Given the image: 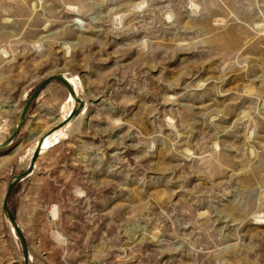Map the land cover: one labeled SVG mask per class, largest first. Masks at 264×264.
Returning a JSON list of instances; mask_svg holds the SVG:
<instances>
[{"label": "rangeland", "instance_id": "rangeland-1", "mask_svg": "<svg viewBox=\"0 0 264 264\" xmlns=\"http://www.w3.org/2000/svg\"><path fill=\"white\" fill-rule=\"evenodd\" d=\"M57 73L83 107L8 200L30 264H264V0H0V143ZM68 95L0 150V264L7 185Z\"/></svg>", "mask_w": 264, "mask_h": 264}, {"label": "water", "instance_id": "water-1", "mask_svg": "<svg viewBox=\"0 0 264 264\" xmlns=\"http://www.w3.org/2000/svg\"><path fill=\"white\" fill-rule=\"evenodd\" d=\"M59 81L60 83H62L65 88L67 89L68 93L71 95V97L74 99L75 101V107L72 109V111L69 113V115L63 119L60 123H58L57 125H55L54 127H52L49 131H47L42 137L39 138L36 147L30 157L28 166L26 167L25 170H23L21 173H19L18 175H15L8 183L4 197H3V201H2V209L5 212L8 221L19 241L20 247H21V254H22V258H23V264H30L29 263V253H28V249H27V243H26V239L25 236L23 235V232L21 231L19 225L17 224L14 214L12 213V211L9 209L8 206V200L9 197L12 193V190L14 188V186L21 181L23 178H25L26 176H28L34 169L35 166V162L37 160V157L39 155V153L41 152L42 148H43V143L44 140L50 135L52 134L54 131L60 129V128H64L65 126H67L72 119L77 115V113L80 111V109L83 107V102L81 101V99L75 94V91L73 89V87L71 86V84L69 83V81L67 80V78L60 74H53L48 76L47 78L43 79L36 87L35 89L28 95L25 103L23 104L19 115H18V121L16 123V125L13 127L10 135L0 143V150L5 149L11 142L12 140L15 138V136L17 135V133L19 132V129L21 128V126L24 124L25 120H26V114L31 106V104L33 103V101L37 98V96L39 95V93L51 82V81Z\"/></svg>", "mask_w": 264, "mask_h": 264}, {"label": "bare ground", "instance_id": "bare-ground-1", "mask_svg": "<svg viewBox=\"0 0 264 264\" xmlns=\"http://www.w3.org/2000/svg\"><path fill=\"white\" fill-rule=\"evenodd\" d=\"M47 78V77H46ZM67 80L69 81V83L71 84V86L73 87V89L75 88V85H74V83H73V81L71 80V78H67ZM75 91V90H74ZM69 94V93H68ZM76 94V93H75ZM68 99L71 101V103L72 102H74V104H75V101H74V99L71 97V95L69 94L68 95ZM74 108V107H73ZM73 108H71V110L69 109L68 111H67V113H65V115L62 117V120L63 119H65L68 115H69V113L72 111V109ZM82 113V112H81ZM61 120V121H62ZM60 121V122H61ZM60 122H58V123H60ZM58 123H55V125H57ZM55 125H53V126H51L49 129H47L46 131H42V133H39L37 136H36V144H37V142H38V140H39V138L40 137H42L47 131H49L52 127H54ZM66 127V126H65ZM64 127V128H65ZM64 128H60V129H58V130H56V131H54L52 134H50L45 140H44V143H43V148H45L48 144H49V142H50V140L54 137V135L55 134H58V133H60ZM52 137V138H51ZM36 144H35V147H36ZM43 148H42V150H43ZM35 149V148H34ZM34 151V150H33ZM33 153V152H32ZM32 155V154H31ZM31 157V156H30ZM30 160V159H29Z\"/></svg>", "mask_w": 264, "mask_h": 264}]
</instances>
